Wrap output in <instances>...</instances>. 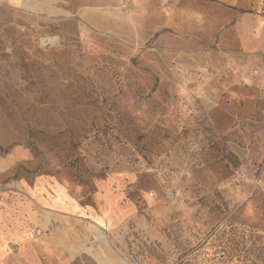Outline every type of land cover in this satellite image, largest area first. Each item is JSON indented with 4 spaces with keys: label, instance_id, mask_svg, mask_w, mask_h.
<instances>
[{
    "label": "rangeland",
    "instance_id": "rangeland-1",
    "mask_svg": "<svg viewBox=\"0 0 264 264\" xmlns=\"http://www.w3.org/2000/svg\"><path fill=\"white\" fill-rule=\"evenodd\" d=\"M249 13L0 0V181L61 184L91 239L110 207L107 264H264L261 3Z\"/></svg>",
    "mask_w": 264,
    "mask_h": 264
},
{
    "label": "crops",
    "instance_id": "crops-1",
    "mask_svg": "<svg viewBox=\"0 0 264 264\" xmlns=\"http://www.w3.org/2000/svg\"><path fill=\"white\" fill-rule=\"evenodd\" d=\"M206 1L230 5L239 14H250L257 2L264 9V0ZM60 186L43 177H36L30 183L11 178L0 181V264H74L81 256L94 260L95 264H107V260L113 258L101 237L111 221L110 207H104L101 221L91 224L93 236L88 238L83 224L91 215V209L81 206ZM47 189L54 193L51 206L44 196ZM46 212L51 216L47 220ZM46 225L52 229L47 234H32L33 227Z\"/></svg>",
    "mask_w": 264,
    "mask_h": 264
},
{
    "label": "built area",
    "instance_id": "built-area-1",
    "mask_svg": "<svg viewBox=\"0 0 264 264\" xmlns=\"http://www.w3.org/2000/svg\"><path fill=\"white\" fill-rule=\"evenodd\" d=\"M128 2H129V0H125V3H126V4H127ZM46 42H47V44L50 43V41H48V40H47ZM40 233H41L40 230H36V231H34V235H35V236H40Z\"/></svg>",
    "mask_w": 264,
    "mask_h": 264
}]
</instances>
